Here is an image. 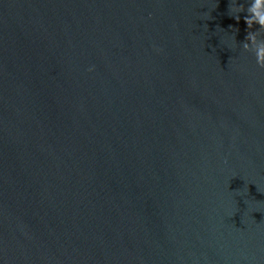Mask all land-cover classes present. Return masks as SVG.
<instances>
[{
  "label": "water",
  "instance_id": "water-1",
  "mask_svg": "<svg viewBox=\"0 0 264 264\" xmlns=\"http://www.w3.org/2000/svg\"><path fill=\"white\" fill-rule=\"evenodd\" d=\"M232 4L0 0V264H264V68Z\"/></svg>",
  "mask_w": 264,
  "mask_h": 264
},
{
  "label": "clouds",
  "instance_id": "clouds-1",
  "mask_svg": "<svg viewBox=\"0 0 264 264\" xmlns=\"http://www.w3.org/2000/svg\"><path fill=\"white\" fill-rule=\"evenodd\" d=\"M232 12L237 23L241 20L240 14L244 13L246 36L241 42L242 47L244 51L254 54L257 65L264 68V38L257 40L258 36L264 37V0H250L247 6L233 0Z\"/></svg>",
  "mask_w": 264,
  "mask_h": 264
}]
</instances>
